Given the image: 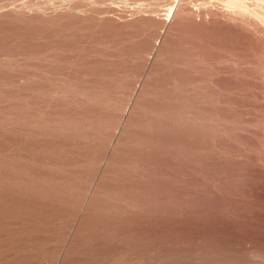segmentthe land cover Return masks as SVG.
Here are the masks:
<instances>
[{"label": "rangeland", "instance_id": "374dc122", "mask_svg": "<svg viewBox=\"0 0 264 264\" xmlns=\"http://www.w3.org/2000/svg\"><path fill=\"white\" fill-rule=\"evenodd\" d=\"M0 264H264V0H0Z\"/></svg>", "mask_w": 264, "mask_h": 264}]
</instances>
